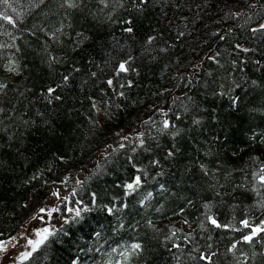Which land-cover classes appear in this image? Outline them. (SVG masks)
Masks as SVG:
<instances>
[{"label": "trees", "instance_id": "obj_1", "mask_svg": "<svg viewBox=\"0 0 264 264\" xmlns=\"http://www.w3.org/2000/svg\"><path fill=\"white\" fill-rule=\"evenodd\" d=\"M76 5L0 3V240L58 191L19 264H264V0Z\"/></svg>", "mask_w": 264, "mask_h": 264}, {"label": "rangeland", "instance_id": "obj_2", "mask_svg": "<svg viewBox=\"0 0 264 264\" xmlns=\"http://www.w3.org/2000/svg\"><path fill=\"white\" fill-rule=\"evenodd\" d=\"M259 163H262V161ZM62 196L64 194L58 191L50 193L47 200L37 207L32 218L17 236L0 240V244H3V248L0 249V264H19L24 260L22 258L24 253H31L36 248L29 243V240H40L43 235L42 229L48 228L51 223L56 226L61 223V220L59 221L57 218V208L61 203L60 201H62ZM41 209H44V211H41ZM185 230L190 231L188 227H185Z\"/></svg>", "mask_w": 264, "mask_h": 264}, {"label": "snow or ice", "instance_id": "obj_3", "mask_svg": "<svg viewBox=\"0 0 264 264\" xmlns=\"http://www.w3.org/2000/svg\"><path fill=\"white\" fill-rule=\"evenodd\" d=\"M40 2L43 3V0H40ZM101 2L103 3L104 0H101ZM0 3L7 4L8 0H0ZM64 3L68 7H76L77 6L76 0H64ZM0 19L7 21L9 24H11L13 26H15V24H16V21L11 16L6 15L4 12H0ZM127 23H131V21H127ZM260 28L264 29V24L260 25ZM125 31L131 33L133 31V29L129 27V28H126ZM253 31L255 32V31H257V29H253ZM149 39L151 40L153 38H149ZM3 47H5V45L0 44V48H3ZM245 51H247V49H245ZM126 63L127 62H124V63H121L119 65V71L120 72H127L129 70L126 67ZM8 70L9 71H16L17 68L13 64V65L8 66ZM93 75H95V73H93ZM65 80H67V77H65ZM108 84L111 85L112 81L109 80ZM3 87H4V85L0 84V90H2ZM54 91H55V89H53V88L48 89L49 94L53 93ZM121 95H123V93H121ZM55 98L59 99L58 96ZM2 111H3V109H0V112H2ZM163 127H164V129H167L169 127V123L167 121H164ZM141 143H143V142L141 141ZM121 147H123V145H121ZM168 155L171 156L172 153L169 152ZM258 181L262 186H264V167L261 168L260 173L258 174ZM140 183H141L140 176H135L133 179V182L126 184L125 187L129 192H132V191H135L140 186ZM149 195H151V194L149 193ZM41 211H44V209H41ZM107 211L109 213H111V212H113V209L108 208ZM76 215L79 216L80 212L77 211ZM209 220H210L211 224L215 225L216 227H221V225L218 224L214 218L209 217ZM242 224L246 228H251V232L249 234L243 236V241L246 243L251 244L255 237H257L261 233H264V222H262L260 225H257L255 227L250 225L247 220L242 221ZM225 227H227V225H225ZM42 233H43V235H42V238L40 240H38V241L29 240V243L32 244L34 246V248L38 247L40 244H43L44 241L47 240L48 236L52 235V233L50 232V230L48 228L42 229ZM237 243H239V241ZM130 247H131L132 252H136L137 250H139L141 248V245L139 243H135V244H132ZM2 248H3V244H0V249H2ZM235 248H236V244H233L232 248L229 250L231 251L232 249H235ZM30 255H31V253H24L22 258L27 259ZM127 255L128 254L126 253L125 254L126 259H127ZM201 258L204 259L205 257H201ZM207 259L210 260L211 256L207 257Z\"/></svg>", "mask_w": 264, "mask_h": 264}]
</instances>
